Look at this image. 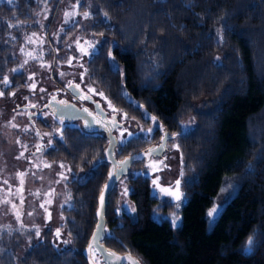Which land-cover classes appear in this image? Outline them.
<instances>
[{"label": "trees", "instance_id": "obj_1", "mask_svg": "<svg viewBox=\"0 0 264 264\" xmlns=\"http://www.w3.org/2000/svg\"><path fill=\"white\" fill-rule=\"evenodd\" d=\"M71 1L77 13H88L91 49L81 52L87 58L80 81L60 83L50 74L56 86L50 96L90 110L92 129L58 122L51 111L55 127L40 117L31 124L51 136L56 131L39 151L47 162L88 177L65 185L62 249L52 230L36 242V229L9 226L0 230V264H87L81 252L110 165L105 123L117 141V160L161 144L167 135L185 200L177 209L153 197L148 174L122 178L134 211L115 208L114 190L105 215L108 250L129 253L141 264H264V0ZM44 2L0 0V83L12 73L5 93L25 83L16 71L15 46L25 31L38 28ZM54 2L46 31L60 8ZM186 118L193 125L183 132ZM124 125L138 130L129 136ZM227 181L229 197L216 208ZM213 208L217 212L209 216ZM91 256L102 264L97 253Z\"/></svg>", "mask_w": 264, "mask_h": 264}, {"label": "rangeland", "instance_id": "obj_2", "mask_svg": "<svg viewBox=\"0 0 264 264\" xmlns=\"http://www.w3.org/2000/svg\"><path fill=\"white\" fill-rule=\"evenodd\" d=\"M44 1L37 17L38 28L25 31L22 41L15 46L18 60L16 71L25 75L24 85L12 93H5L3 89L11 83L12 73L5 76L7 85L4 79L0 83V230L18 225L25 229H36V242L47 229L52 230L54 244L62 249L67 241L59 209L69 205L65 185L72 180L84 181L88 173L74 174L65 164L47 162L39 151L50 144L56 131H52L51 136L50 132L41 131L31 123L40 117L43 123L55 127L57 122L50 112L40 111L41 103L47 102L55 87V80L50 74L60 83L80 81L87 58V54L82 53L89 52L91 47L90 35L86 31L88 19L84 14L76 12L71 0H59V11L46 31L51 6L56 2ZM50 46L56 47L57 53H52ZM195 108L200 109V104L196 103ZM27 113L31 115L28 117ZM182 125V131H187L193 121L186 118ZM124 127L128 129L126 133L129 136L138 130ZM116 135L121 140V133ZM175 138V135L172 136L171 141ZM138 172L151 177L153 197L172 202L177 209L184 204L182 192L177 187V181L181 182L182 175L177 152L172 144L163 158L153 157L141 167H134L128 177ZM231 185L232 181L225 182L216 208L229 197ZM161 188L178 193L180 198L162 192ZM115 190V208L132 213L134 208L128 200L126 179L120 180ZM178 222L179 218L172 223V227H176Z\"/></svg>", "mask_w": 264, "mask_h": 264}, {"label": "water", "instance_id": "obj_3", "mask_svg": "<svg viewBox=\"0 0 264 264\" xmlns=\"http://www.w3.org/2000/svg\"><path fill=\"white\" fill-rule=\"evenodd\" d=\"M63 114L65 115V113ZM67 116L70 118L75 117L74 114H67ZM112 130V126L109 123H106L105 135L108 139V146L105 150V157L109 161L110 165L106 175V182L102 186V189L97 197V205L94 213L96 223L86 247L81 252L87 264H97L92 259V252L98 254L102 264H129L127 257L131 254L117 253L115 251L108 250L103 244L106 236L105 215L109 198L119 181L128 176L129 171L134 164L149 162L153 157L162 155L166 148L167 135H164L160 145L133 153L118 161L114 157V150L117 141L112 134ZM101 197H103V203L101 202ZM131 257L137 261L138 264H141L135 257L132 255Z\"/></svg>", "mask_w": 264, "mask_h": 264}, {"label": "flooded vegetation", "instance_id": "obj_4", "mask_svg": "<svg viewBox=\"0 0 264 264\" xmlns=\"http://www.w3.org/2000/svg\"><path fill=\"white\" fill-rule=\"evenodd\" d=\"M69 83H71V80H69ZM55 88H56V86L54 87L53 90H55ZM92 102H93V106H97L95 101H92ZM25 107L26 106H23L22 108H25ZM86 109H84V110L77 109L70 102H68V103H60L56 99H54L53 95H52V97L49 96L47 102L41 103V106H40V111H44V110L45 111L46 110L51 111L56 116L58 122H62L63 124H70L71 122H73L75 124H79V126L83 130H90V129H92V127L90 126L89 123L92 120L93 116H88L87 117L86 116L87 115V111H89V112H91V111L88 110V109L86 110ZM63 113H65V115ZM60 114H62V115H60ZM67 114H72V115L74 114L75 117H71L70 118V117L67 116ZM91 114H93V113H91ZM84 118H86V120H84ZM104 129H106V123H105V128ZM166 139H169V138L167 137ZM158 145H160V144H155L152 147H156ZM166 153H167V147L165 148V151L163 152V154H166ZM163 154L160 155V156H156V158H163Z\"/></svg>", "mask_w": 264, "mask_h": 264}, {"label": "snow or ice", "instance_id": "obj_5", "mask_svg": "<svg viewBox=\"0 0 264 264\" xmlns=\"http://www.w3.org/2000/svg\"><path fill=\"white\" fill-rule=\"evenodd\" d=\"M7 2H8L9 4H11V3H12V0H7ZM84 15H85V17H87V16H88V13L85 12ZM86 54H87V53H86ZM4 83H5L6 85L8 84L7 77L4 78ZM153 119H155V118H153ZM178 186H179V181H177V187H178ZM161 191H162V192H167V193L170 194V195H174V196L176 197V199H179V198H180L178 193H173V192H171V191L168 190V189H163V188H161ZM101 202L103 203V197H101ZM215 212H217V209H216V208H213V209L208 213V215H209V216H212L213 213H215ZM251 243H252V241H251V239H250V240H249V244H251ZM127 259H128V261H129V264H138V262L135 261V260L131 257V255H129V256L127 257Z\"/></svg>", "mask_w": 264, "mask_h": 264}]
</instances>
